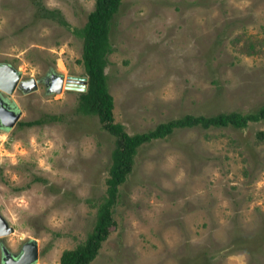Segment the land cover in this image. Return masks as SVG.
Returning a JSON list of instances; mask_svg holds the SVG:
<instances>
[{"label": "rangeland", "instance_id": "rangeland-1", "mask_svg": "<svg viewBox=\"0 0 264 264\" xmlns=\"http://www.w3.org/2000/svg\"><path fill=\"white\" fill-rule=\"evenodd\" d=\"M94 0H0V64L36 87L0 98L19 111L0 127L1 248L34 240L30 264L91 230L115 136L76 109L80 27ZM59 10L65 23L43 16ZM104 67L113 120L128 133L184 113L264 104V0H120ZM63 76L60 91L43 77ZM38 119L40 123L19 124ZM262 131V135H258ZM113 225L88 264H264V118L191 126L137 147L117 186Z\"/></svg>", "mask_w": 264, "mask_h": 264}, {"label": "trees", "instance_id": "trees-1", "mask_svg": "<svg viewBox=\"0 0 264 264\" xmlns=\"http://www.w3.org/2000/svg\"><path fill=\"white\" fill-rule=\"evenodd\" d=\"M119 3L120 0H94L84 23L73 28V32L82 39L78 61L82 64L87 77L85 89L79 90L76 109L83 114H96L102 127L115 136V144L111 150L104 195L97 204L93 226L82 241L60 252L59 264H88L95 257L101 242L114 223L112 207L116 201L117 186L130 172L133 155L138 146L152 139L164 137L175 128L191 126L241 128L250 121L264 118V104H261L256 109L245 112L228 110L210 114L184 113L160 121L143 131L126 132L120 122L113 120V99L107 88L104 71L106 54L111 51L108 38L109 24ZM41 14L65 23L56 8L42 7ZM18 123L31 125L40 123V120L31 119ZM258 135H262V131H258Z\"/></svg>", "mask_w": 264, "mask_h": 264}, {"label": "water", "instance_id": "water-1", "mask_svg": "<svg viewBox=\"0 0 264 264\" xmlns=\"http://www.w3.org/2000/svg\"><path fill=\"white\" fill-rule=\"evenodd\" d=\"M86 75H69L65 79L66 88L84 90L86 87ZM63 76L60 73H52L44 80L48 91H60L62 87ZM19 87L23 91H29L36 87V81L33 77L28 79H20V75L16 69L8 64H0V90L10 93L15 87ZM19 116V111L7 101L0 98V127L7 128L14 124ZM0 215V236L11 231ZM2 264H30L36 259L37 247L36 242L32 239L23 243L17 253H11L2 247Z\"/></svg>", "mask_w": 264, "mask_h": 264}, {"label": "flooded vegetation", "instance_id": "flooded-vegetation-1", "mask_svg": "<svg viewBox=\"0 0 264 264\" xmlns=\"http://www.w3.org/2000/svg\"><path fill=\"white\" fill-rule=\"evenodd\" d=\"M52 74V71H49L48 73H47V75L45 76V77H43V82H44V80L46 79V78H48V76H50ZM2 257V256H1ZM1 262H2V260H1Z\"/></svg>", "mask_w": 264, "mask_h": 264}]
</instances>
